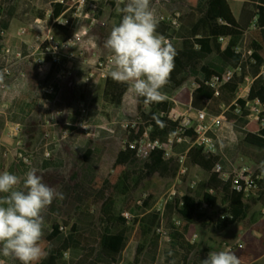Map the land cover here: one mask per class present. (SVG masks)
I'll use <instances>...</instances> for the list:
<instances>
[{"label":"trees","instance_id":"trees-1","mask_svg":"<svg viewBox=\"0 0 264 264\" xmlns=\"http://www.w3.org/2000/svg\"><path fill=\"white\" fill-rule=\"evenodd\" d=\"M88 1L97 5L94 25L90 18L74 16L75 0H43L41 4L37 0H0V70L7 69L0 83V107L4 106L0 109V138L10 123L21 128L13 160L8 146L0 141V172L8 171L23 180L30 169L36 168L58 194L43 212L42 246L47 255L39 264H136L141 235L137 231L129 237L157 196L152 182L158 173L187 186L183 192L177 189L163 209L166 233L162 244L170 249L169 262H160L155 252L147 250L140 264H202L214 251L205 247L206 234L199 233L192 241L182 230V222L192 224L196 220L201 199L221 202L220 221L224 225L250 218L254 229L262 233L264 244V175L259 179V196H248L244 203L245 195L233 191L232 178L223 176L232 174L243 158L258 169L255 159L262 147L248 143L246 137L251 133L264 137V111L257 121L248 119L247 100L240 93L251 76L255 81L250 99L264 100L262 66L250 53L258 46L252 26H264V4L255 7L246 0L237 17L230 0H151L158 34L176 50L174 70L163 89L167 98L146 103L138 97L142 109L130 115L124 111L128 85L119 83L118 90L111 91L109 83L112 85L114 80L101 76L90 95L85 78L93 70L80 63L68 67L47 55L44 61L51 62V67L45 82L56 74H62V78L53 87L42 88V60L34 55L21 56L25 42L10 32L13 21L19 20L31 39L46 38L52 31L62 42L63 31L60 27L50 30L51 22L64 18L72 29L92 25L79 46L94 45L97 64L109 66L110 52L104 42L122 16L115 11L116 0ZM40 45L36 42L35 48ZM84 53L90 54L86 47ZM229 70H234L229 81L218 90L211 87L214 74ZM64 91L69 93L67 99L60 98ZM217 91L231 102L228 108ZM182 98L188 102L193 99L196 110L205 108L210 115L224 114L227 118L217 133L209 132L217 139L215 152H207L197 142L198 133L193 127L184 131L183 141L175 143L170 156L152 151L142 157L135 149L124 148L125 141L137 139L147 129L154 134L176 133L179 121L164 111H171L174 101ZM83 117L93 127L91 135L79 126ZM129 119L137 120V129L122 126ZM192 155L200 160V175L195 182L190 181L197 164ZM215 164L221 165V172L213 170ZM19 187L23 190L22 184ZM234 196L241 203L235 202ZM161 234L155 233L151 240L160 241ZM119 238L129 240L125 249ZM150 241L148 238L147 243ZM72 251L81 256L68 257ZM245 256L242 264H260L259 256ZM0 264L21 262L0 252Z\"/></svg>","mask_w":264,"mask_h":264},{"label":"clouds","instance_id":"clouds-1","mask_svg":"<svg viewBox=\"0 0 264 264\" xmlns=\"http://www.w3.org/2000/svg\"><path fill=\"white\" fill-rule=\"evenodd\" d=\"M115 11L122 19L104 42L110 52L111 78L127 84L128 90L143 97L146 103L165 100L163 89L170 82L176 50L158 34L151 0H116ZM6 72L7 69L0 70V83ZM57 196L36 168L30 169L23 180L8 171L0 172V252L4 257H14L21 264H39L47 255L42 246L43 212ZM59 198L63 195L59 194ZM202 264H242V261L230 249H224L210 251Z\"/></svg>","mask_w":264,"mask_h":264},{"label":"rangeland","instance_id":"rangeland-1","mask_svg":"<svg viewBox=\"0 0 264 264\" xmlns=\"http://www.w3.org/2000/svg\"><path fill=\"white\" fill-rule=\"evenodd\" d=\"M260 1L264 2V0H260ZM240 4L241 3L238 0H231V5H232V8L235 14L240 13V10L238 9L240 7ZM106 18H107V15L104 17V20H106ZM50 26H51V29H53L54 27H60L65 35V40H67L74 33V29L68 26H65L61 23L54 24L53 22H51ZM18 31H19V34L23 35L24 37L27 35L25 32V29L21 27L18 29ZM37 42H39L41 46L33 53V55L37 58H40L43 62L41 87L44 89H49L53 87L56 84V82L62 78V74H56L54 79H52L48 83L45 82V77L48 73L50 65L48 64V62L44 61V58L47 55H49L48 47L51 44L47 38H43V39L37 38ZM85 47L86 46H83V45L82 46L75 45L73 47L63 46L60 50L59 55L61 57L62 62L68 67H73L74 65H76V63H80V64L87 65L88 67L92 68L93 72L90 74L88 81L90 82V90L94 92L98 84L99 76L105 75V76L110 77V72L106 66L97 64L98 56L96 55V53H94L93 49L90 48V54L89 56H86L84 53ZM80 59H83L84 62H81ZM109 86L111 87L110 88L111 91H117L119 82L113 81L112 85H110L109 83ZM68 95H69L68 92H65L61 95V98L66 99L69 97ZM223 101L226 104L225 108H228L230 105L228 101L226 99L224 100V98H223ZM139 105H140V102L138 100V96L134 92L129 91V93L126 96L125 103H124V110L128 113H135L138 111ZM3 107L4 106L0 107V109H2ZM190 107L192 106H189L188 101L184 99L182 102L174 101L173 109L181 113H187V110ZM196 111L197 110H195L192 107V110L188 112V115L195 116ZM252 112H253L252 108H249L247 110L246 117L248 119L252 117L251 116ZM20 129L21 128L16 125H11L1 137V141L8 146L10 161L14 159V150L20 144V140H19ZM250 135L261 138L264 141V137L261 135H258L256 133H251ZM192 157L195 160V162L199 164L198 162H200V160L196 159L194 155H192ZM168 162L169 161L167 160V162L163 166L165 167ZM259 167H260V170L264 172V163L259 165ZM191 180L192 182H195L198 180L197 171L193 172ZM185 184L186 183L181 182L180 180L168 179L162 174L158 173L157 177H155V179L152 182V188L157 190L159 194L158 195L159 198H161L162 196L163 198L162 203H164L167 197L173 196L174 191H176L177 189H181V190L185 189ZM178 185H181V186H178ZM246 198L247 196L243 198V203ZM150 208H152V205ZM161 208H162L161 206H158L157 210L155 211V214L153 212L152 216H150V214L148 213L145 216V220H147L149 217H165L162 214L161 210H159ZM200 210L204 211V208H201ZM221 212L222 210L220 208H218L216 211H213L212 213L213 217H210L211 220L207 223L205 227L207 230V234H208L211 245L215 249H218L220 251L224 249H228L229 246H233L234 250L232 252L235 253L238 257H240L242 262L243 261L246 262L245 255L247 254L261 256L262 253L264 252L262 234L254 229L253 224L250 221V218L233 221L229 225H224L222 221H220V218L222 216ZM190 225L191 224L185 223L183 227L184 229H187L188 226ZM197 229L198 228H195V230ZM113 236H116V235H113ZM132 236L133 235H130L129 240ZM119 239L121 240V243L124 246L128 244L129 242V240L126 238H123V239L119 238ZM239 242H242L244 246L237 247L236 245ZM142 254H143V251H142ZM165 255L166 254H164L163 258H160L161 262H164L166 260L165 258L168 257V256L165 257ZM80 256H81V253L78 251H72V252H69L68 254V257L78 258ZM141 256L142 255H139V260ZM259 261H260V264H264L263 258H260Z\"/></svg>","mask_w":264,"mask_h":264},{"label":"built area","instance_id":"built-area-1","mask_svg":"<svg viewBox=\"0 0 264 264\" xmlns=\"http://www.w3.org/2000/svg\"><path fill=\"white\" fill-rule=\"evenodd\" d=\"M74 9L75 17L90 18L93 20L92 25H94L97 21L95 19L97 5L94 2H89L88 0H75ZM53 23H61L67 26V22L64 18L57 19L53 21ZM92 25H81L78 29H74V33L67 40H64L62 42L56 40L52 31H50L46 37L51 44L48 47V54L53 56L54 61L63 63L59 55L61 48L63 46L73 47L75 45H79L86 34L90 31ZM50 30H52L51 26ZM70 41H73L71 45H69ZM253 52V50L250 51L251 54H253ZM102 66H106L108 69H110V65L108 66L102 64ZM233 76L234 70H229L224 74L216 73L213 75L210 81V85L211 87L218 90L223 83L229 81ZM85 79L89 80V77ZM251 85L252 79L247 78L241 88L240 96L247 100V108L253 109V112L251 113L252 117H250V120L257 121L259 119L260 113L264 111V100H261L259 98L250 99ZM217 93L220 94L219 91H217ZM191 110L192 107L187 110V113H181L174 110L173 108L171 111H164L165 114H168L174 120L179 121V127L176 133L154 134L152 133L151 129H147L144 134L137 139L132 141H125L124 148L130 147L132 149H135L138 155L142 157L148 156L152 151H161L164 152L167 156H170L172 155L175 143L183 141L184 131L189 127H193L198 133L197 142L200 145H203L206 148L207 152H215L217 139L213 136H210L209 132L213 131L214 133H217V131L222 126V122L227 118H225L224 114L210 115L206 109H199L196 111L195 116H191L188 115V112H190ZM84 113H86V109H84ZM16 126L20 127V125L18 124ZM79 126L86 134H92L93 127L85 122V117L80 120ZM122 126L128 130L137 129L138 122L135 119L124 120L122 122ZM255 160V163L258 166L264 163V146L262 147ZM215 170L221 172V165L217 164ZM263 175V171H261L259 168L255 170L250 161L245 158H243L240 163L234 166L232 174L223 173L224 177L232 178L233 191L237 194H243L247 197L253 195L259 196V179H261ZM174 194L175 191L173 192V195ZM227 216L232 218L231 215ZM159 232H162L163 234L166 233L165 229H159ZM236 246L243 247L244 244L242 242H239ZM228 249L233 251L234 247L229 246Z\"/></svg>","mask_w":264,"mask_h":264},{"label":"crops","instance_id":"crops-1","mask_svg":"<svg viewBox=\"0 0 264 264\" xmlns=\"http://www.w3.org/2000/svg\"><path fill=\"white\" fill-rule=\"evenodd\" d=\"M39 4H41L43 2V0H37ZM241 4H240V7L238 8L240 10V13L239 14H235L237 17H239L242 13V10H243V7H244V3L246 0H238ZM251 1L255 7H258L260 4H264V2L260 1V0H249ZM260 1V2H259ZM231 2V0H230ZM234 11V10H233ZM235 13V12H234ZM23 28V29H26L25 27V24L19 20H15L13 21L12 25H11V29H10V32L13 34V35H16V36H19L21 37L24 42H25V47L24 49L21 51L20 55L24 56V55H27V56H31L33 55V53L41 46H39L38 48H35V45H36V42H37V38L36 39H31L28 35H26L25 37L21 34H19V31L18 29L19 28ZM251 32L254 34V36L256 37L257 41H258V46H257V49L256 50H253V59L254 61L261 65L262 66V73H264V26H258L256 24H254L251 28ZM35 48V49H34ZM86 48L89 50L90 52V48L94 50V53H96L97 55V51L94 47V45H87ZM37 58V57H36ZM48 64L50 65L51 67V62H48ZM83 68H89L87 65H83L81 64ZM49 67V69H50ZM49 72V70H48ZM43 73V71H42ZM48 74V73H47ZM47 76V75H46ZM102 76H105V75H102ZM41 77H42V74H41ZM41 77H40V81H41ZM101 76H99L98 78V81L100 79ZM247 78H251L252 79V84L253 82L255 81V78L254 77H247ZM46 79V77H45ZM244 84V83H243ZM97 87V86H96ZM252 87V85H251ZM65 92H68V91H64L62 92L65 93ZM89 93L90 95L93 93L91 90H90V82H89ZM129 93V92H128ZM127 93V94H128ZM61 94V95H62ZM69 94V93H68ZM69 96V95H68ZM127 96V95H126ZM219 96H221L222 100H223V96L219 94ZM61 98V96H60ZM63 99V98H61ZM67 99V98H66ZM226 98H224L225 100ZM126 100V98H125ZM139 100V99H138ZM184 99L182 98L180 101L182 102ZM227 100V99H226ZM228 101V100H227ZM224 102V101H223ZM125 103V102H124ZM228 103L231 105V102L228 101ZM188 105L189 106H192L193 107V99H191L189 102H188ZM229 105V106H230ZM224 106H226V104L224 103ZM194 108V107H193ZM142 109V105L140 103L139 105V108H138V111L135 112V113H128L126 112L125 110V113L127 114H130V115H137L139 113V111ZM195 109V108H194ZM202 109H205V108H202ZM196 110V109H195ZM248 110V108H247ZM11 125H17V124H14V123H10L7 127V129L11 126ZM6 129V130H7ZM5 130V131H6ZM4 131V132H5ZM4 134V133H3ZM2 137V136H1ZM0 141H1V138H0ZM246 141L248 143H252V144H255V145H258L260 147H263L264 146V141L263 139L261 138H258V137H255L253 135H248L246 137ZM2 142V141H1ZM3 143V142H2ZM5 144V143H4ZM217 165V164H216ZM199 164H194L193 168H192V172H191V176H190V181L192 182L191 180V177H192V174L194 171H197V175H198V178H199V175H200V172H199ZM216 166H214L213 170H215ZM258 168L260 169V167L258 166ZM176 180H179V179H176ZM187 186V183L185 184V188ZM180 191H184L185 189L181 190L179 189ZM159 194L157 193V196L155 197V199L153 200L152 202V208H149L148 210V213L150 214V216H152V213L154 212L155 214V211L157 210V207L158 206H161L162 208L159 209L161 210L162 214L164 215L163 213V209H164V206L166 204V202L168 201L169 198H171V196L167 197L164 201V203H162L163 201V198L161 196V198H159L158 196ZM241 199H236V197L234 196V201L237 202L238 204L241 203L240 201ZM204 206V207H203ZM151 207V206H150ZM201 208H204V211H201L200 209ZM218 208H220L222 210V205H221V202H215V203H210V202H206L205 200L201 199L199 201V209L197 211V216H196V220L194 221V223H188V224H191L190 226H188L187 229H184V224L187 223V222H182V230L183 232L191 237L192 241L198 236L199 233H205L206 234V243H205V247L207 249H212L214 251H220L218 249H215L211 243H210V240H209V237H208V234H207V230H206V225L207 223L211 220L210 217H213L212 216V213L213 211H216ZM264 210V209H263ZM147 213V214H148ZM222 213V216H223V211L221 212ZM146 214V215H147ZM145 215V216H146ZM221 216V217H222ZM180 222V221H179ZM165 223H166V219L165 217H149L147 220H145V217L143 218V221L138 224L137 226H135V228L131 231V235H133L132 237H134L135 233L138 231V233H140L141 235V241H140V246H139V249H138V252H137V257H136V264H140L141 261H142V258H143V255L144 253L147 251V250H151L153 252H155V254L158 255L159 257V260L160 258H163L164 254L165 257L168 256L167 258H165L166 260L162 263H168L169 260H170V249L169 248H166L163 246L162 244V241L165 239V235L164 234H161L162 237H161V240L160 241H157V242H153L151 239L153 237V235L155 233H159V229H165ZM161 227V228H160ZM195 228H198L197 230H195ZM206 231V232H205ZM259 232V231H258ZM261 233V232H260ZM262 234V233H261ZM149 238V241L147 243V240ZM128 244H126L123 248L125 249L127 247ZM211 246V247H210ZM142 251H143V254H142ZM69 254V253H68ZM139 255H142L140 260H139ZM260 258H263L264 259V252L262 253L261 256H259V260ZM161 262V261H160Z\"/></svg>","mask_w":264,"mask_h":264}]
</instances>
